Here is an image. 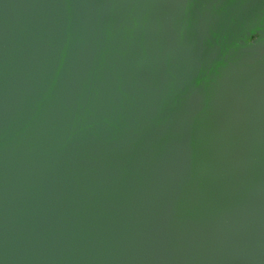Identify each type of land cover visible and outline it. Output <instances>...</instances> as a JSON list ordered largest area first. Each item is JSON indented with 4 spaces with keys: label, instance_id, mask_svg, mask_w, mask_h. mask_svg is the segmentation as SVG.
<instances>
[{
    "label": "water",
    "instance_id": "obj_1",
    "mask_svg": "<svg viewBox=\"0 0 264 264\" xmlns=\"http://www.w3.org/2000/svg\"><path fill=\"white\" fill-rule=\"evenodd\" d=\"M0 264H264V0H0Z\"/></svg>",
    "mask_w": 264,
    "mask_h": 264
},
{
    "label": "flooded vegetation",
    "instance_id": "obj_2",
    "mask_svg": "<svg viewBox=\"0 0 264 264\" xmlns=\"http://www.w3.org/2000/svg\"><path fill=\"white\" fill-rule=\"evenodd\" d=\"M262 33H254L251 35V37L248 39L249 41H254L256 38H258Z\"/></svg>",
    "mask_w": 264,
    "mask_h": 264
}]
</instances>
